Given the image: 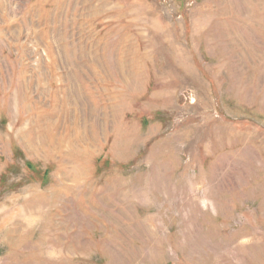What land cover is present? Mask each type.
<instances>
[{
  "label": "rangeland",
  "instance_id": "1",
  "mask_svg": "<svg viewBox=\"0 0 264 264\" xmlns=\"http://www.w3.org/2000/svg\"><path fill=\"white\" fill-rule=\"evenodd\" d=\"M0 264H264V0H0Z\"/></svg>",
  "mask_w": 264,
  "mask_h": 264
}]
</instances>
